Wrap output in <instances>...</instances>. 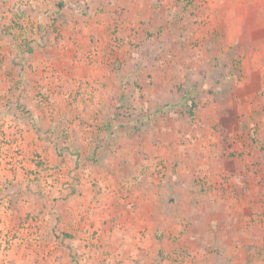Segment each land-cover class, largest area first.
Instances as JSON below:
<instances>
[{
  "label": "rangeland",
  "instance_id": "rangeland-1",
  "mask_svg": "<svg viewBox=\"0 0 264 264\" xmlns=\"http://www.w3.org/2000/svg\"><path fill=\"white\" fill-rule=\"evenodd\" d=\"M37 1L44 3L43 0ZM147 1L144 2L146 7L138 12V16L124 14L123 17L124 8L117 4L122 11V17H120L121 22L113 23L107 34L108 58L112 59L113 69L120 74L129 71L127 75L129 78L120 82L122 97L113 106L112 112L104 117L108 128L99 131L127 137V146L134 144L133 139L139 143L164 142L165 146H169V143L179 138L181 145L189 142L194 143L195 146L197 144L200 148L204 138L211 141L222 139L225 143L221 148L222 151L217 149L219 146L214 145L221 152L219 156L222 164L228 162L233 166L239 157L245 158L246 169L250 174L244 179V183L240 185V176L231 172L207 170L194 171L193 177H183L182 184H190L192 191L197 186L199 187L196 190L199 191L203 185L207 190L213 191L211 199L225 202L233 200L234 188L238 185L260 187V195L256 201L259 207L249 218V222L257 223L258 226L254 228L255 231L253 230L256 240L249 239L247 244L241 239L233 244L230 252L224 248L222 253H239L242 251L240 249H246L250 245L252 246L248 248L249 256L252 257L250 260L255 264H264V0H157L151 2L149 7ZM6 2H8L7 11L12 15L5 22L4 19L8 16L6 10L3 11V15L0 12V40L7 38L16 45L21 41L19 45L22 47L8 49L11 52L9 56L8 52L0 50V68L4 69L10 82L8 85L10 89L3 97L6 110L0 111L4 113V116L0 117V183L2 182L3 185L7 183L2 178L6 176H2L4 168L16 172L13 170L14 167L23 169L26 166L24 164L17 167L16 163L25 160L35 162L36 157L42 156L57 172L56 175H52L42 163L35 162L42 170L36 171L32 178L34 183L43 188L47 178L52 176V181L55 182V178L62 171L67 172V166L64 167L65 169H60L61 165L52 164L39 148H34L36 151L28 158L24 137V129L28 127L23 123H34L41 131V134L36 131L39 140L49 138L52 142H56L57 148L65 147L61 141L71 140L70 136H76L75 140H77L79 129L63 126L66 120H62L61 117L63 116L64 119L62 112L66 110L70 111L71 117L77 114L79 108L76 97L72 99L71 96H66L71 90L80 91L84 85L81 82H76L77 85L76 83L74 85L75 79L70 76L72 71L61 72L62 68L52 60H48L45 66L39 69L43 80L45 76L48 80L36 85L37 69L31 68L30 58L26 52L31 51L30 48L35 41L40 43L48 38L54 41L63 40L65 34L61 33V30L73 31L84 23L89 24L91 18L88 16V7L84 5L87 0H46V5L42 6L38 5L36 0H6ZM103 4L102 2V6ZM34 5L40 7L39 16L45 18L34 19L36 11ZM64 5H67L74 16L62 22L59 21L58 14ZM99 12L106 11L101 8ZM43 19L46 21L43 22ZM35 22L37 25H34ZM33 26H37L36 34L33 33ZM72 37L69 35V38ZM89 40L92 45L87 53L81 56L93 60L98 56L101 44L98 42L99 38ZM35 46L42 47L41 43ZM6 60L10 64L5 67ZM18 76L21 83L17 81ZM2 85L0 83V90H3ZM13 88L21 89L20 93L24 97L34 94L30 99L35 103H31L30 108L35 109V104L41 105L44 111L47 110L44 115L47 126L43 128L39 126L38 118L30 112L31 109H28L27 104L19 110L24 113L21 114L20 120L12 117L11 108L16 103L11 95ZM179 93L181 95H178ZM186 95L190 96V99L186 100ZM67 115L70 116L68 113ZM23 118L25 120H22ZM54 121L56 127H48L54 126ZM144 125L147 127H143ZM3 126L5 127L1 128ZM157 148L148 149V154L157 153ZM214 151L217 152L215 149ZM76 153L74 151L73 155ZM260 156L263 157V161ZM131 160L127 169L124 163L119 167L121 168L119 172L123 176L122 181L125 179L129 182L131 177L140 176L137 166L140 161L134 157ZM180 162L176 166H180ZM223 165L218 164L219 168ZM156 167L154 172L157 175L158 170L167 171L164 159L156 160ZM149 175L152 178L150 182L157 185H160L161 179L165 177V174H159L161 179L155 174ZM196 175L198 178L195 177ZM68 187L73 188V186ZM63 188H48L45 193L50 194L55 191L60 194ZM11 192L8 193L10 197L14 196ZM4 197L5 195H0V200L4 201ZM53 198L56 200L65 197L58 195ZM45 199L47 198L42 194L34 201L42 205ZM5 202L6 204L0 201V206H3L5 211L3 216L0 209V264H4L7 252L13 247V241L17 240L21 233H27L28 227L24 224L33 220L37 222L38 232H35L39 235L45 218L42 213H28L16 222L14 216H11L13 210H9L14 204H11V199L8 198ZM251 237L252 235L249 236ZM212 251L218 255L216 264L224 260L223 257L228 258L227 255L217 252L216 248ZM236 256L238 254L233 255ZM174 261L169 260L168 264ZM107 264H125V262L113 257Z\"/></svg>",
  "mask_w": 264,
  "mask_h": 264
},
{
  "label": "crops",
  "instance_id": "crops-1",
  "mask_svg": "<svg viewBox=\"0 0 264 264\" xmlns=\"http://www.w3.org/2000/svg\"><path fill=\"white\" fill-rule=\"evenodd\" d=\"M43 1L44 3H40L36 0L40 6L46 5V0ZM145 1L87 0L84 5L88 7V16L91 18L89 24L84 23L81 27L70 30L71 32L61 30V33L65 34L63 40L54 41L48 38L40 42L41 48L35 46L40 44L35 41L30 48L31 51L26 52L30 58L31 68L37 69L36 85L48 80L47 76L43 80L39 69L44 67L48 60H52L62 68H59L61 72L72 71L70 76L75 79L74 85L76 82H81L84 86L82 91L71 90L66 96H71L72 99L76 97L79 108L77 114L71 117L70 111L66 110L62 112L64 119L63 116L61 117L62 120H66L63 126L79 129L77 140H75L76 136H70L71 140L61 141L65 147L57 148L56 142H52L49 138L39 140L36 131L39 134L41 131L34 123H23L28 127L24 129L28 158L36 151L34 148H39L52 164L61 165L60 169L67 166V172L62 171L55 178V182L52 181V176L47 178V182H42L44 185L42 188L34 183L32 178L36 171L39 172L42 168L32 160L15 164L17 167L26 164L23 168L26 172L15 167L13 170L16 172L4 168L2 176H6L2 178L7 183H4L5 185L0 183V195H5L4 201H0L6 204L5 200L11 199V204L14 205L10 206L9 210H13L11 216H14V220L17 222L28 213H42L45 216L39 235L30 227L27 233H21V236L13 241V247L7 252L4 264H107L113 257H118L125 264H168L169 260L177 261L171 264H216L218 255L212 251L213 248L223 255L224 248L230 252L233 244L241 239L246 242L253 238L256 240L254 228L257 223L249 222V218L259 207L256 201L260 195V187L238 185L234 188L233 200L225 202L211 199L213 191L207 190L203 185L199 191L196 190L199 186L194 187L192 191L190 184H182L183 177H193L194 171L207 170L231 172L240 176V185L244 183V179L250 174L246 169L245 158L239 157L233 166L228 162L223 165L219 156L221 155L219 151H222L221 148L225 144L222 139L211 141L204 138L200 148L197 144L195 146L194 143L189 142L181 145L179 138L169 143V146H165L164 142L139 143L134 141L135 139L133 145L127 146V137L99 131L108 128L104 117L112 112L113 106L122 97L120 82L129 78L127 76L129 71L120 74L113 69L112 59L108 58L107 34L113 23L121 22L120 17H122V11L117 4L124 8L123 17L124 14L138 16V12L146 7ZM155 1L157 0H148L146 4L149 7L151 2ZM34 8L36 9L34 19L45 18L39 16L41 15L39 6L34 5ZM101 8L106 12L100 13ZM5 10L8 15L4 19L6 22L12 13L7 11L8 2L0 0L2 15ZM58 15H60L59 21L64 22L66 18L74 16V13L64 5ZM45 21L46 19H43V22ZM34 25L37 23L35 22ZM33 33H37V26H33ZM69 35L73 37L69 38ZM91 37L99 38L98 42L102 45L98 56L93 60L81 56L90 49ZM11 41L7 38L0 40V50L8 52V56L11 54L8 49L22 47L19 45L21 41L17 45ZM12 54L15 55L14 52ZM5 63V67L10 64L7 60ZM19 79L18 76L17 81ZM0 83L4 85H2L3 90H0V111L4 112L6 108L3 97L10 89L8 86L10 82L2 68H0ZM12 90L11 95L16 103L11 108V114L14 119L20 120L21 114L24 113L19 110L26 107V104L28 109H31L30 105L35 101L30 98H33L34 94L24 97L20 93L21 89ZM34 106L36 108L31 109L30 112L38 118L39 126L42 128L47 126L44 117L47 110L44 111L41 105L34 104ZM3 112H0L2 114L0 117L4 116ZM214 145L219 146L217 148L219 151ZM153 147H158L157 153L148 154V149ZM74 151L77 152L75 155H73ZM133 157L140 161L137 164L140 176L131 177L129 182L125 179L122 181L123 176L119 172L121 169L119 167L124 163L127 169ZM260 157L263 161V157ZM161 159H164L167 165V171L158 170L159 174H165L164 179L154 172L157 169L156 160ZM179 162L180 166H176ZM218 164L223 166L219 168ZM149 174L158 176L162 180L161 184L150 182L152 178ZM199 174L202 176L201 173ZM195 177L198 178V175ZM72 181H75L76 185ZM57 182L60 184L58 185ZM55 187L66 189L63 188L60 194L55 191L50 194L45 193L48 188ZM10 191L14 196L8 195ZM42 194L47 199L42 205L40 203L38 205L34 200ZM58 195L65 198L53 200V196ZM0 209L4 216L3 206H0ZM38 210L43 211L38 212ZM249 247L252 246L248 245L246 249H240L242 251L239 253L225 254L228 258L223 257L224 260L217 264H255L250 260L252 257L249 256ZM235 254L238 256L233 257Z\"/></svg>",
  "mask_w": 264,
  "mask_h": 264
},
{
  "label": "built area",
  "instance_id": "built-area-1",
  "mask_svg": "<svg viewBox=\"0 0 264 264\" xmlns=\"http://www.w3.org/2000/svg\"><path fill=\"white\" fill-rule=\"evenodd\" d=\"M13 158H14V156H13ZM35 162H36V163L41 162V163L43 164L42 166H43L46 170H48L49 173H52V175H56V174H57V172H56V170L53 168V166H52L47 160H45L42 156H41V157H36V158H35ZM24 226H26V227H28V228L32 227L35 231H37V228H38V224H37V222H35L34 220L25 223ZM24 229H25V228H24ZM24 229L22 228V230H24Z\"/></svg>",
  "mask_w": 264,
  "mask_h": 264
},
{
  "label": "trees",
  "instance_id": "trees-1",
  "mask_svg": "<svg viewBox=\"0 0 264 264\" xmlns=\"http://www.w3.org/2000/svg\"><path fill=\"white\" fill-rule=\"evenodd\" d=\"M60 5H61V4H60ZM187 95H188V94H187ZM187 95H186V96H187ZM186 96H185V97H186ZM188 98L190 99V96H187V98H185V99L187 100ZM39 163H41V162H39ZM39 163H38V164H39Z\"/></svg>",
  "mask_w": 264,
  "mask_h": 264
}]
</instances>
